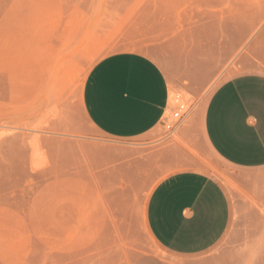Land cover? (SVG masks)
<instances>
[{"label": "rangeland", "instance_id": "374dc122", "mask_svg": "<svg viewBox=\"0 0 264 264\" xmlns=\"http://www.w3.org/2000/svg\"><path fill=\"white\" fill-rule=\"evenodd\" d=\"M206 9V0H0V264H101L109 255L112 264L141 256L177 264L148 231L145 212L156 184L182 168L214 175L235 221L264 232V175L242 177L204 148L197 119L206 89L191 90L179 45L156 57L170 102L152 131L108 138L84 109L99 60L190 31L212 20L199 17ZM247 25L251 55L258 43L264 49V18ZM179 101L191 111L170 129Z\"/></svg>", "mask_w": 264, "mask_h": 264}, {"label": "crops", "instance_id": "0c3cea01", "mask_svg": "<svg viewBox=\"0 0 264 264\" xmlns=\"http://www.w3.org/2000/svg\"><path fill=\"white\" fill-rule=\"evenodd\" d=\"M206 3L199 17L212 20L182 29L168 41L154 40L142 50L99 60L85 83L84 109L108 138L152 131L170 102L169 78L156 57L170 55L173 42L179 45L181 63L190 66L191 90L206 89L197 119L204 148L242 177L261 176L264 49L258 43L249 55L246 34L248 18H264V0ZM145 215L148 231L177 264H264V232L235 221L229 192L204 169L182 168L163 177L148 198ZM108 257L101 264H112ZM139 262L144 264L145 257Z\"/></svg>", "mask_w": 264, "mask_h": 264}, {"label": "built area", "instance_id": "2783aa9c", "mask_svg": "<svg viewBox=\"0 0 264 264\" xmlns=\"http://www.w3.org/2000/svg\"><path fill=\"white\" fill-rule=\"evenodd\" d=\"M190 111L191 108L185 102L179 101L175 111L173 112V119H175L176 122L173 125H171L168 124V121H165L166 122L165 125L170 129L177 127L178 125L183 123L185 119H187V117L190 114Z\"/></svg>", "mask_w": 264, "mask_h": 264}, {"label": "bare ground", "instance_id": "6f19581e", "mask_svg": "<svg viewBox=\"0 0 264 264\" xmlns=\"http://www.w3.org/2000/svg\"><path fill=\"white\" fill-rule=\"evenodd\" d=\"M99 151H100V150H98V153H99ZM110 151H111V150H110ZM110 151H108V152H110ZM104 152H105V151H104ZM100 153H101V151H100ZM110 153H111V152H110ZM106 156H107V154H106ZM110 156H113V155H110ZM113 157H114V156H113ZM108 158H109V157H108Z\"/></svg>", "mask_w": 264, "mask_h": 264}]
</instances>
